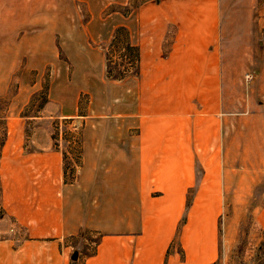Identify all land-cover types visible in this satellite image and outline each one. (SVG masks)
<instances>
[{"label": "crops", "instance_id": "0c3cea01", "mask_svg": "<svg viewBox=\"0 0 264 264\" xmlns=\"http://www.w3.org/2000/svg\"><path fill=\"white\" fill-rule=\"evenodd\" d=\"M132 1L0 0V99L21 68L0 155V264H216L238 237L233 201L242 221L254 200L247 239L264 253L257 0H223L225 16L219 0H143L128 15L105 13ZM120 27L139 70L107 80L102 46ZM48 65L37 120L82 126L67 181L51 137L36 147L20 127ZM11 220L24 226L19 239L5 230Z\"/></svg>", "mask_w": 264, "mask_h": 264}, {"label": "rangeland", "instance_id": "374dc122", "mask_svg": "<svg viewBox=\"0 0 264 264\" xmlns=\"http://www.w3.org/2000/svg\"><path fill=\"white\" fill-rule=\"evenodd\" d=\"M143 0H133L131 4L124 7L119 6H109L105 10L106 14L112 13V12H119L122 15H124V12L130 11L138 5L139 2ZM159 1V0H156ZM219 7H220V16H225L223 13L224 9L223 7V0H219ZM77 9L80 11V14L84 16V18H87V14L82 9V7L79 5V3H76ZM76 9V10H77ZM128 15V14H127ZM252 20H253V29L255 32L258 33H264V0H257V4L252 10L251 13ZM259 24L261 26L259 27ZM26 32H20L19 35H24ZM110 44V43H109ZM108 44V45H109ZM56 45L59 49L60 41L56 39ZM107 44H103L102 49L105 51V53H108L109 58H111L114 62H124V64H128V58L125 56L121 57V55L114 54L113 56L110 54V50L108 48ZM106 49V50H105ZM59 59L61 61H66L64 52H62L59 49ZM110 60V61H111ZM105 65H106V56H105ZM106 68V67H105ZM118 68H122V65H120ZM52 67L51 65H48V67L45 69L44 72V89L40 92L35 93L32 96V99L30 100V104L24 108L21 111L20 115V121L22 125L20 127L25 128L26 135L25 140L26 142H29L31 140V137H33V142L35 143L34 146H38L36 144V141L44 142V140L49 136L52 139L53 146L60 150L62 153V161H63V169H66V172H68V175H75V162L76 160L80 159V147H79V140H80V130L82 126L80 125L79 120H74L67 122V119H58L53 118L50 120H44L39 121L37 119L42 117L41 108L45 104L47 100L45 87L48 85L49 81V75ZM20 70H18L10 83V88L8 90V94L6 98L0 99V155H1V148L4 145V142L7 139L8 133L10 129L15 127V121L10 119V110L12 111V108L10 107L11 100H13V97L17 94L18 91V77L20 74ZM253 75V79L255 78V75L250 72ZM106 74V73H105ZM246 74V73H245ZM134 75V74H129ZM36 77V72H32L31 80H34ZM107 79V78H106ZM251 81L245 84H250ZM109 80V79H107ZM244 80V76H243ZM245 82V81H244ZM85 100V97L82 98V100ZM264 100H257V102H262ZM263 103V102H262ZM70 119V118H68ZM258 201H250L249 203V213L248 216L243 217V220L241 221V201H233V207H234V226L237 225L238 227V237L236 241L234 242L233 247L225 252H220V258L216 264H264V253L261 247L258 245H253L249 242L247 239V230L251 226V210L252 208L257 204ZM4 216V209L2 205L0 204V220ZM238 221V223L236 222ZM242 222V223H241ZM3 228V222L0 221V229ZM5 230H7V233H11L15 236L16 239H19L22 236V233L24 232V226L16 221H9V224L6 225ZM3 232L0 231V238L3 236ZM89 236V235H86ZM91 237H87L88 242L90 241ZM83 250L87 248V242L79 243ZM93 245V243H92Z\"/></svg>", "mask_w": 264, "mask_h": 264}, {"label": "trees", "instance_id": "16d2710c", "mask_svg": "<svg viewBox=\"0 0 264 264\" xmlns=\"http://www.w3.org/2000/svg\"><path fill=\"white\" fill-rule=\"evenodd\" d=\"M129 14V11L124 12V15ZM110 54L121 55L128 58V64L124 62H114L109 58L108 53L106 52V78L109 80H122L129 74H137L139 70V49L136 46H133L129 42L128 32L125 28L120 27L115 30L114 36L108 45ZM106 50V49H105ZM111 60V61H110ZM122 65V68H118ZM67 122L72 121V119H67ZM81 137V133L79 134ZM80 147V157H81V143L79 140ZM80 159L75 162L79 164ZM69 180L66 169H64V181Z\"/></svg>", "mask_w": 264, "mask_h": 264}, {"label": "built area", "instance_id": "2783aa9c", "mask_svg": "<svg viewBox=\"0 0 264 264\" xmlns=\"http://www.w3.org/2000/svg\"><path fill=\"white\" fill-rule=\"evenodd\" d=\"M253 79V75L251 73H246L244 75V81L245 83H248L249 81H251Z\"/></svg>", "mask_w": 264, "mask_h": 264}]
</instances>
